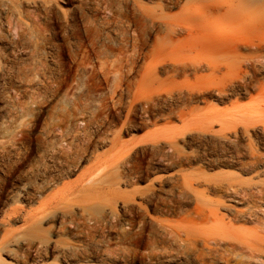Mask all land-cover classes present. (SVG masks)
Returning a JSON list of instances; mask_svg holds the SVG:
<instances>
[{"label": "rangeland", "instance_id": "rangeland-1", "mask_svg": "<svg viewBox=\"0 0 264 264\" xmlns=\"http://www.w3.org/2000/svg\"><path fill=\"white\" fill-rule=\"evenodd\" d=\"M0 264H264V0H0Z\"/></svg>", "mask_w": 264, "mask_h": 264}]
</instances>
